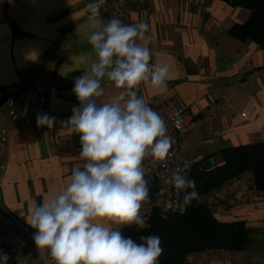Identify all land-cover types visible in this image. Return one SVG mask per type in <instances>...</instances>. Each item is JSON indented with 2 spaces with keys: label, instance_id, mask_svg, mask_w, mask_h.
<instances>
[{
  "label": "crops",
  "instance_id": "crops-1",
  "mask_svg": "<svg viewBox=\"0 0 264 264\" xmlns=\"http://www.w3.org/2000/svg\"><path fill=\"white\" fill-rule=\"evenodd\" d=\"M92 2L0 0V98H13L19 112L23 85L36 81L45 83L46 97L44 104L34 103L28 123L14 120L6 101L0 107V231L18 220L34 234L27 223L29 204L62 191L72 169L85 163L79 135L60 122L79 104L72 91L75 78L96 58L87 41ZM248 15L222 0H143L118 17L126 24L150 25V64L167 63L169 79L163 91L142 83L138 95L151 108L173 97L191 106L192 123L174 139L201 166L204 160L217 162L222 148L264 138V52L255 42L228 34ZM101 86L102 100L121 91L106 78ZM38 113L56 117L53 128L38 127ZM251 178L247 174L211 198L217 218L245 222L250 236L245 251H213L195 264H264V192L252 186ZM28 250L21 243L8 264H54L47 250L31 256Z\"/></svg>",
  "mask_w": 264,
  "mask_h": 264
},
{
  "label": "clouds",
  "instance_id": "clouds-1",
  "mask_svg": "<svg viewBox=\"0 0 264 264\" xmlns=\"http://www.w3.org/2000/svg\"><path fill=\"white\" fill-rule=\"evenodd\" d=\"M103 4L94 0L87 5V41L96 58L90 70L75 78L72 91L79 104L60 122L79 135V157L85 163L72 169L62 191L39 205L29 204L27 223L36 230L37 249L47 250L54 264H158L163 252L159 236H141L138 243L121 230L147 227L142 208L150 189L144 161L165 160L174 142L165 120L138 95L142 83L165 90L170 66L150 64L147 22L126 24L116 16L105 20ZM105 78L121 89L110 100L101 99ZM36 121L51 129L56 117L38 113ZM165 183L177 195L185 193V205L200 199L196 181L182 170ZM7 259L0 253V264Z\"/></svg>",
  "mask_w": 264,
  "mask_h": 264
},
{
  "label": "trees",
  "instance_id": "trees-1",
  "mask_svg": "<svg viewBox=\"0 0 264 264\" xmlns=\"http://www.w3.org/2000/svg\"><path fill=\"white\" fill-rule=\"evenodd\" d=\"M222 1L249 11L245 21L229 27L228 34L242 42H255L264 52V0ZM12 24L17 32L15 22ZM4 101L6 97L2 96L0 107ZM212 165H215L213 169ZM247 174L252 177V186L264 192V138L222 148L218 161L210 165L193 162L190 179L196 181L200 199L192 201L184 214L163 213L157 208L145 229L137 231L135 227L125 226L121 231L138 243L141 236H159L163 252L158 264H195L198 258L213 251L241 253L250 242L245 222L217 218L211 198Z\"/></svg>",
  "mask_w": 264,
  "mask_h": 264
},
{
  "label": "built area",
  "instance_id": "built-area-1",
  "mask_svg": "<svg viewBox=\"0 0 264 264\" xmlns=\"http://www.w3.org/2000/svg\"><path fill=\"white\" fill-rule=\"evenodd\" d=\"M137 1L143 0H104L101 7V15H109L111 17H120L124 14L127 7ZM90 13L88 12V16ZM45 83L26 82L23 85L21 93V109L16 111V102L13 98L8 97L6 102L11 107L10 115L16 121L28 123L30 121L29 114L32 106L36 102L44 104L46 101ZM254 102L253 99H251ZM158 112L167 124L168 135L172 137L173 144L169 151V156L163 161L153 162L151 158L144 161L146 170V178L149 180V196L150 200L144 204L142 214L146 221L151 219L154 209H160L163 213L184 214L187 206L184 204V195L182 191L177 195L176 190L165 183V180L174 171L182 170L190 179L193 171V162L180 150L174 137L182 134L192 123L194 114L190 105L186 104L182 99L173 97L169 101L152 108ZM242 116H246V112H242ZM214 164V163H213ZM215 165L211 166V169ZM33 233H30L18 220H14L11 227L5 231H0V253L7 255V264L16 258L19 245L25 243L27 245L28 256L41 253L37 249L33 241ZM29 239L33 241L29 243ZM17 264H25V261H18Z\"/></svg>",
  "mask_w": 264,
  "mask_h": 264
},
{
  "label": "rangeland",
  "instance_id": "rangeland-1",
  "mask_svg": "<svg viewBox=\"0 0 264 264\" xmlns=\"http://www.w3.org/2000/svg\"><path fill=\"white\" fill-rule=\"evenodd\" d=\"M21 99V98H20ZM7 100V99H6ZM9 109L11 108L10 106L8 107ZM7 108V109H8ZM187 144L189 145V143L187 142ZM190 146V145H189ZM215 155V154H214ZM216 157H217V155H215ZM217 159V158H216ZM209 161V162H208ZM201 163H203L204 165H208L209 163H210V160H204L203 162H201Z\"/></svg>",
  "mask_w": 264,
  "mask_h": 264
}]
</instances>
